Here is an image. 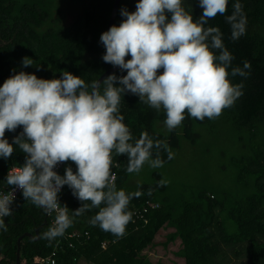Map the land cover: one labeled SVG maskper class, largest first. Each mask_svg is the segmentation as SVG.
<instances>
[{
    "label": "clouds",
    "instance_id": "obj_1",
    "mask_svg": "<svg viewBox=\"0 0 264 264\" xmlns=\"http://www.w3.org/2000/svg\"><path fill=\"white\" fill-rule=\"evenodd\" d=\"M198 0L201 12L194 18L187 0H135L134 10L122 6L121 19L99 36L105 51L102 60L118 68L122 75L109 73L102 80L86 82L79 75L61 70L58 77H38L23 68L33 65L29 56L21 58L0 83V159L7 160L14 146L24 153L22 164L8 168L0 191V230L7 231L5 217L14 211L16 190L25 201L53 216L40 238L51 244L64 235L76 217L91 208L98 211L88 223L116 237L125 233L132 219L129 202L139 197L134 191L118 188L112 168L114 157L126 156V171L138 173L147 164L159 168L160 151L173 157L165 140L147 131L133 137L121 111L126 94L157 113L163 110L164 128L178 127L185 114L198 120L213 119L243 95L244 81L251 64H234L232 51L224 42V32L209 21L217 14L229 26V39L246 33L247 15L242 0ZM129 58H125V57ZM20 129L9 137V132ZM155 153V155H154ZM63 174L57 171L62 162ZM161 179L158 184H166ZM67 186L79 201L69 210L59 194Z\"/></svg>",
    "mask_w": 264,
    "mask_h": 264
},
{
    "label": "trees",
    "instance_id": "obj_2",
    "mask_svg": "<svg viewBox=\"0 0 264 264\" xmlns=\"http://www.w3.org/2000/svg\"><path fill=\"white\" fill-rule=\"evenodd\" d=\"M115 0H0V83L15 68L21 70V58L29 56L33 65L24 67L27 72H35L38 77H58L61 70L81 76L86 82L99 78L112 67L102 60L105 51L99 41L106 30ZM231 2L227 8L231 12ZM247 15L246 33L238 40L229 39V26L223 16L217 14L210 25H218L224 32V42L234 54V64L248 60L251 64L247 78L231 77L233 82L244 81V93L233 106L222 110L213 119L198 120L185 114L181 124L164 133L155 128V123H163L164 113L140 102L138 97L126 94L121 97V111L125 123L133 137L147 131L156 139L165 140L173 152L171 159L161 149L160 158L170 162L174 151L182 139L196 140L193 132L197 124L209 127L229 125L245 148L234 158L237 169V182L243 187L236 191H219L201 188L189 198H185L181 208L171 206L168 186L154 182L132 183L127 172V157L117 156L112 172L116 175L115 184L126 191L140 188L142 194L129 202L132 219L121 237L89 224L88 218L97 208L87 210L74 218L73 224L51 244L45 239L24 236L20 246V264H169L152 261L143 252L150 245L167 246L180 238L181 246L175 254L184 259V264H264V0H242ZM194 18L202 11L198 0H187ZM124 6L134 10L135 0H120L114 23L121 16L119 9ZM122 75L119 69L113 71ZM6 130L5 135H16ZM155 155V153H154ZM24 153L14 146L7 160L0 159V181L12 164H22ZM62 162L58 172L63 174ZM10 187V186H7ZM0 183V188H6ZM165 193L164 199L160 194ZM61 203L69 210L79 206V201L64 186L59 195ZM157 203L145 212V218H137L134 210H143L147 202ZM41 208L25 201L20 192L15 198L14 211L5 217L7 231L0 230V264H16L17 239L24 232L39 234L51 224L53 216L45 220ZM163 226L174 229L166 238L155 240ZM77 231L78 236L70 233ZM86 231L88 233H86ZM81 234V235H80ZM106 242L107 246H102ZM55 252V254H53ZM244 255L243 261H237ZM55 258L54 263H46V257ZM172 264H178L172 261Z\"/></svg>",
    "mask_w": 264,
    "mask_h": 264
},
{
    "label": "rangeland",
    "instance_id": "obj_3",
    "mask_svg": "<svg viewBox=\"0 0 264 264\" xmlns=\"http://www.w3.org/2000/svg\"><path fill=\"white\" fill-rule=\"evenodd\" d=\"M155 128L167 133L163 123H155ZM193 132L198 133L196 140L183 138L178 149L174 151V158L164 162L159 168H151L145 164L138 173L131 174L132 183L154 182L156 179L167 181L171 206L181 208L185 198L201 188L215 192H240L243 187L237 182V169L234 158L245 152V148L238 140L229 125L209 127L207 124H197ZM165 193L160 194L164 199ZM174 227L163 226L155 236V240L166 238V234ZM181 246L180 238L167 246L162 244L150 245L143 252L152 261L161 260L172 264H184V259L177 256L175 251ZM244 255L237 261H243Z\"/></svg>",
    "mask_w": 264,
    "mask_h": 264
},
{
    "label": "water",
    "instance_id": "obj_4",
    "mask_svg": "<svg viewBox=\"0 0 264 264\" xmlns=\"http://www.w3.org/2000/svg\"><path fill=\"white\" fill-rule=\"evenodd\" d=\"M119 4H120V0H115L114 1V4H113V9H112V13L110 15V18H109V21H108V24H107V27H106V30L107 28L112 25L115 21V17H116V14H117V11H118V8H119ZM126 59L129 58V57H125ZM118 68H115V67H110L109 69H107L106 71H104L100 77L98 79H103L106 75H108L109 73H112L113 71L117 70ZM47 215H45V220L44 222L47 221ZM41 225L37 226L36 229H35V233H32V232H24L19 238H18V241H17V244H18V249H17V261H16V264H20V246H21V239L24 237V236H30L34 239H37L39 238V229H40ZM32 264H41L39 262H35V263H32Z\"/></svg>",
    "mask_w": 264,
    "mask_h": 264
},
{
    "label": "built area",
    "instance_id": "obj_5",
    "mask_svg": "<svg viewBox=\"0 0 264 264\" xmlns=\"http://www.w3.org/2000/svg\"><path fill=\"white\" fill-rule=\"evenodd\" d=\"M60 165H61V163L58 165V167H57V171H58V169H59V167H60ZM13 166V164L10 166V167H12ZM9 167V168H10ZM114 177H115V179H114V182H115V180H116V175H115V173H114ZM6 188H1L0 189V191H3V190H5ZM63 189V188H62ZM7 190V189H6ZM19 190L17 189L16 190V196H15V198L17 197V195L19 194ZM158 204L157 203H151L150 201L149 202H147V205L146 206H144V208H143V210H141V211H139V210H134L133 211V214L135 215V217H137V218H145V212L146 211H148L149 210V207L150 206H152V207H155V206H157ZM47 215V214H46ZM50 215H47V217H49ZM145 220L147 221V219L145 218ZM86 233H88L87 231H86ZM68 235H70L71 237H74V236H78V234H77V231H73L72 233H70V234H68ZM81 235V234H80ZM103 246H105V243H103ZM53 254H55V252H53ZM46 263H49V262H51V263H54L55 262V258H53V257H46Z\"/></svg>",
    "mask_w": 264,
    "mask_h": 264
},
{
    "label": "crops",
    "instance_id": "obj_6",
    "mask_svg": "<svg viewBox=\"0 0 264 264\" xmlns=\"http://www.w3.org/2000/svg\"><path fill=\"white\" fill-rule=\"evenodd\" d=\"M116 181V180H115ZM1 189V188H0ZM61 194V193H60ZM59 194V195H60ZM17 241H18V239H17ZM103 243H105V246H103V244H102V246L105 248L106 246H107V244H106V242H103ZM39 263H41V262H39ZM42 264V263H41Z\"/></svg>",
    "mask_w": 264,
    "mask_h": 264
}]
</instances>
